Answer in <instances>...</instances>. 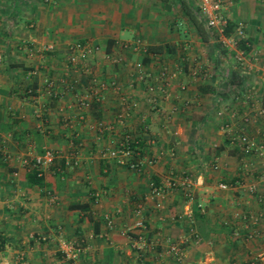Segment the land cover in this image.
<instances>
[{"label": "crops", "instance_id": "crops-1", "mask_svg": "<svg viewBox=\"0 0 264 264\" xmlns=\"http://www.w3.org/2000/svg\"><path fill=\"white\" fill-rule=\"evenodd\" d=\"M199 2L0 0V264L65 263L60 237L82 247L72 264H251L258 253L255 264H264V0H221L224 21L234 24L227 34L221 23L206 25ZM73 40L96 45L95 77L120 86L91 101L80 121L74 91L87 77L65 59ZM46 43L54 49H41ZM238 50L243 68L233 61ZM137 60L162 87L155 103ZM98 121L108 125L103 133ZM124 131L137 139L138 169L107 154ZM241 132L257 150L232 140ZM68 137L74 166L64 163ZM46 148L53 161L41 183L31 181L19 158ZM183 173L191 198L175 183ZM149 179L165 192L151 195Z\"/></svg>", "mask_w": 264, "mask_h": 264}, {"label": "built area", "instance_id": "built-area-1", "mask_svg": "<svg viewBox=\"0 0 264 264\" xmlns=\"http://www.w3.org/2000/svg\"><path fill=\"white\" fill-rule=\"evenodd\" d=\"M199 9L202 14V16L205 19L206 25L208 27L215 26L218 23H221L224 25L225 21L223 19V16L220 12L221 9V0H200L199 2ZM242 24L238 23L235 27V31L237 35H240L242 33ZM125 44H123L124 46ZM43 49L52 50L54 49L53 43H46L41 46ZM94 48V49H92ZM97 48L96 45H91L86 41L83 40H73L69 41L65 45V59L66 61L74 66L76 70H79L83 72L87 79L86 82L81 86V88L76 89L74 91V105L77 107V111L74 113V120L80 121L85 118V111L89 107L91 101L98 100L102 97L103 91L107 88L111 89H119L118 83H116L114 77H108L106 79H98L95 77L94 74V67L93 63L90 61V52L95 50ZM111 62L115 63L121 59V57L117 56H111L109 57ZM233 61L238 66H241L243 68L244 66V55L242 50H238L233 55ZM134 69L136 70L137 78L146 81V90L150 93L149 100L151 103H155L158 94L157 92L162 91V87L158 84H153V81L148 79L147 73H145L142 63L140 61L134 62ZM193 74H202L199 68H195V70L192 71ZM168 71L164 66H162L159 71L157 77L165 79L167 76ZM43 82L47 89L48 96H57V91L54 89L55 82L50 77L44 78ZM77 82V78L74 77L71 79V81L68 82L69 85L73 86ZM157 91V92H156ZM122 102L126 103V106H128L134 101L129 99L126 96H122L121 98ZM128 111V110H127ZM127 112L122 111L120 113V116H125ZM120 118V120H122ZM242 123L248 122L249 118L246 114L242 115ZM63 125L66 128H70L73 125V119L67 118ZM97 130L99 133H103V131L107 128V124L103 123L102 121L96 122ZM225 126V125H223ZM237 140L244 148L245 150H257L258 145L255 143V141L248 136L246 133L241 132L238 135H235L232 137V140ZM137 139L130 135L128 131H124L122 134L117 135L113 139L112 145L107 149V154L111 157H115L116 160L123 164L127 165L129 167L133 168H140L143 160L141 156L139 155V151L136 145ZM68 143L71 146V150L68 152L67 156L64 159V163L68 166H74L78 163L77 160V148L76 145L73 142V139L71 137H68ZM260 147V146H259ZM29 156H27V155ZM25 155H22L20 159V164L25 166L27 170H35L37 175L42 174V169L48 165H50L53 161L54 157V151L50 148H46L41 153H35L31 154L27 152ZM17 174V170H12L11 175L15 176ZM263 177H264V171H263ZM175 183L182 189L183 194L186 198H191V188H190V181L188 177L183 173L179 176L177 180H175ZM148 185L150 187L149 192L151 195H161L165 192L166 188L162 183H155L153 179H149ZM220 187H225V183L220 182L218 183ZM46 193L49 194V190H46ZM52 199H54L53 195H50ZM94 198H97V194L95 193ZM107 224L111 222L109 218H106ZM136 225H140L141 221L138 220L135 222ZM126 230V229H125ZM43 237V235L41 236ZM137 242L140 241L139 247L143 244V236L140 232H138L133 237ZM180 241L170 242L168 244V250L171 252L177 251L178 245ZM58 249L62 255L63 259H70L74 260L77 258L79 253L82 250V247L80 244L72 243L70 241L64 240L62 237L59 238L58 241ZM259 257V259L262 258V254L258 253L256 255ZM251 261V264L256 263V257Z\"/></svg>", "mask_w": 264, "mask_h": 264}, {"label": "trees", "instance_id": "trees-1", "mask_svg": "<svg viewBox=\"0 0 264 264\" xmlns=\"http://www.w3.org/2000/svg\"><path fill=\"white\" fill-rule=\"evenodd\" d=\"M234 26V24L233 23H231L230 21H225V23H224V25L222 26V28H221V31H222V33H224V34H227L231 29H232V27ZM242 41H237V44L238 45H241V47H243V48H246L244 45H242V43H241ZM147 48H150V47H147ZM41 49H43V48H41ZM43 50H47V49H43ZM50 97H53V96H50ZM137 145H138V143H137ZM41 175H37L36 174V171L35 170H33V169H31L28 173H27V178L29 179V180H31V181H35V182H38V183H41V177H40ZM3 239H1V241H2ZM62 264H72L71 263V260L70 259H67L66 261H65V263H62Z\"/></svg>", "mask_w": 264, "mask_h": 264}]
</instances>
